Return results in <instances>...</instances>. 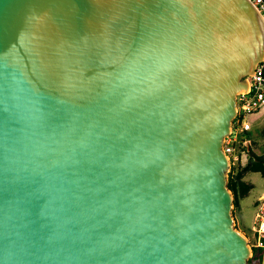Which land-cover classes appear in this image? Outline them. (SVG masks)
Returning a JSON list of instances; mask_svg holds the SVG:
<instances>
[{
	"label": "water",
	"instance_id": "water-1",
	"mask_svg": "<svg viewBox=\"0 0 264 264\" xmlns=\"http://www.w3.org/2000/svg\"><path fill=\"white\" fill-rule=\"evenodd\" d=\"M263 49L248 0H0V264H248L222 146Z\"/></svg>",
	"mask_w": 264,
	"mask_h": 264
},
{
	"label": "built area",
	"instance_id": "built-area-1",
	"mask_svg": "<svg viewBox=\"0 0 264 264\" xmlns=\"http://www.w3.org/2000/svg\"><path fill=\"white\" fill-rule=\"evenodd\" d=\"M248 1L264 25V0ZM262 58L263 60L255 66L254 73L246 78L247 92L236 96V116L232 121L231 133L223 140L222 149L229 163V173L233 175L242 160L240 143L246 144L245 134L251 129L249 117L264 110V49ZM251 232V238L246 236L250 259L253 252H256L255 264H264V196L259 199L256 206Z\"/></svg>",
	"mask_w": 264,
	"mask_h": 264
},
{
	"label": "rangeland",
	"instance_id": "rangeland-1",
	"mask_svg": "<svg viewBox=\"0 0 264 264\" xmlns=\"http://www.w3.org/2000/svg\"><path fill=\"white\" fill-rule=\"evenodd\" d=\"M249 120L251 129L245 134L246 144L240 143L239 150L242 160L236 171L244 168L250 152L264 159V110L250 116ZM242 181L251 185L252 189L245 196L239 195L238 205L233 204L232 215L235 229L245 238L246 236L251 238L256 206L259 199L264 196V178L259 173L243 172Z\"/></svg>",
	"mask_w": 264,
	"mask_h": 264
},
{
	"label": "trees",
	"instance_id": "trees-1",
	"mask_svg": "<svg viewBox=\"0 0 264 264\" xmlns=\"http://www.w3.org/2000/svg\"><path fill=\"white\" fill-rule=\"evenodd\" d=\"M243 172H254L259 173L264 178V159L257 157L250 152L249 158L243 169L237 170L235 174L228 175L227 187L233 194V204L238 205V197L245 196L251 189L252 186L242 181ZM257 253L253 252V256L248 260V264H255Z\"/></svg>",
	"mask_w": 264,
	"mask_h": 264
}]
</instances>
